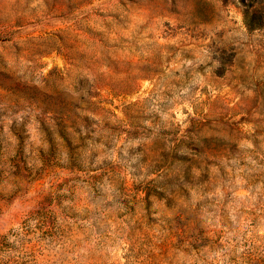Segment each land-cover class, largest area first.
I'll use <instances>...</instances> for the list:
<instances>
[{
	"label": "rangeland",
	"instance_id": "obj_1",
	"mask_svg": "<svg viewBox=\"0 0 264 264\" xmlns=\"http://www.w3.org/2000/svg\"><path fill=\"white\" fill-rule=\"evenodd\" d=\"M244 9L0 0V264H264Z\"/></svg>",
	"mask_w": 264,
	"mask_h": 264
},
{
	"label": "trees",
	"instance_id": "obj_2",
	"mask_svg": "<svg viewBox=\"0 0 264 264\" xmlns=\"http://www.w3.org/2000/svg\"><path fill=\"white\" fill-rule=\"evenodd\" d=\"M245 9H244V17L247 27L252 30L256 28H261L264 25V15L259 12V9H254V7L245 3L243 0Z\"/></svg>",
	"mask_w": 264,
	"mask_h": 264
}]
</instances>
